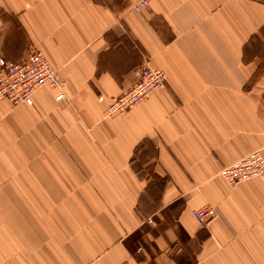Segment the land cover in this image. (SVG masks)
<instances>
[{
	"label": "crops",
	"instance_id": "0c3cea01",
	"mask_svg": "<svg viewBox=\"0 0 264 264\" xmlns=\"http://www.w3.org/2000/svg\"><path fill=\"white\" fill-rule=\"evenodd\" d=\"M141 1L0 0L68 99L0 103V264H264V183L220 175L264 158V0ZM144 61L166 87L105 119Z\"/></svg>",
	"mask_w": 264,
	"mask_h": 264
},
{
	"label": "built area",
	"instance_id": "2783aa9c",
	"mask_svg": "<svg viewBox=\"0 0 264 264\" xmlns=\"http://www.w3.org/2000/svg\"><path fill=\"white\" fill-rule=\"evenodd\" d=\"M148 5V0H143L134 10L140 13ZM65 85L66 81L60 72L53 69L46 57L33 47L20 61H8L0 56V103L8 101L16 107L32 106L36 93L45 88L58 91V101L68 102ZM165 87L166 73L144 61L136 70V80L131 87L110 101L104 112L105 119L127 115L152 93ZM99 100L103 101L102 98ZM220 175L231 186L254 179L264 183V158L261 151H255L223 168ZM194 217L201 226L206 227L217 218V211L213 206L206 205L195 211Z\"/></svg>",
	"mask_w": 264,
	"mask_h": 264
},
{
	"label": "rangeland",
	"instance_id": "374dc122",
	"mask_svg": "<svg viewBox=\"0 0 264 264\" xmlns=\"http://www.w3.org/2000/svg\"><path fill=\"white\" fill-rule=\"evenodd\" d=\"M6 18V17H5ZM15 25V23H13V21L10 23V27H13ZM5 30H3V29H1L0 30V56H2L3 58H6V56H5V54L2 52V50L1 49H4L5 50V48H4V44H3V36L4 35H8L9 33H10V30H9V27L8 26H5V28H4ZM10 47H9V46ZM7 45V47H9V49H11V50H13V48L11 47V45L10 44H8Z\"/></svg>",
	"mask_w": 264,
	"mask_h": 264
}]
</instances>
